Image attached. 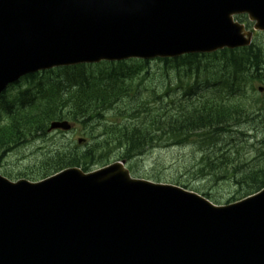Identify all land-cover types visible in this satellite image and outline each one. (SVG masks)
Here are the masks:
<instances>
[{
	"label": "water",
	"instance_id": "obj_1",
	"mask_svg": "<svg viewBox=\"0 0 264 264\" xmlns=\"http://www.w3.org/2000/svg\"><path fill=\"white\" fill-rule=\"evenodd\" d=\"M240 14L264 32V0H0V92L58 66L248 46ZM0 264H264V188L215 206L124 162L0 176Z\"/></svg>",
	"mask_w": 264,
	"mask_h": 264
},
{
	"label": "trees",
	"instance_id": "obj_2",
	"mask_svg": "<svg viewBox=\"0 0 264 264\" xmlns=\"http://www.w3.org/2000/svg\"><path fill=\"white\" fill-rule=\"evenodd\" d=\"M211 57L214 68L206 65L204 72H213V79L205 78L202 87L196 81L177 101L160 104H154L152 91L142 98L149 90L131 73L128 88L118 78L120 86L116 81L102 83L85 66L60 69L61 75L45 72L43 79L29 76L25 90L13 98L0 97V154L44 137L50 122L68 119L82 125L80 134L89 143L54 152L30 180L70 167L89 172L116 160H125L136 175L131 163L148 149L190 145L196 154L190 178L225 181L237 194L249 196L264 187V93L254 90L255 83L264 85V51L254 42ZM199 58L163 62L179 68L200 64ZM139 177L166 182L159 174ZM181 180L169 182L188 188L190 180ZM192 190L221 203L208 192Z\"/></svg>",
	"mask_w": 264,
	"mask_h": 264
},
{
	"label": "rangeland",
	"instance_id": "obj_3",
	"mask_svg": "<svg viewBox=\"0 0 264 264\" xmlns=\"http://www.w3.org/2000/svg\"><path fill=\"white\" fill-rule=\"evenodd\" d=\"M257 45L264 51V34L262 38L256 39ZM193 65L192 67H194ZM150 74L143 81V86L149 91L141 93L142 98L147 99V94H151V90H154L156 94L160 95L170 87H175L178 84V79L182 81H188L187 85H191L196 81H202L205 77L211 76V73L199 75L191 71L190 75L184 76L182 72L177 73L174 70L164 68L163 64L156 61H151L147 64ZM147 67L141 64H129L127 68L134 72L136 77H141L146 74ZM90 69H94L91 67ZM186 85V86H187ZM25 86V83H24ZM24 86L21 88L24 89ZM262 84H255L254 90L257 94V88L262 87ZM183 88H180L178 94H172L168 96L172 101H177L180 98V94ZM18 89H14L17 92ZM14 92V93H16ZM138 88L135 92L137 93ZM152 103V102H151ZM165 103V99L158 97L155 99L154 104ZM112 113L106 114L105 117L110 118ZM79 132H83L82 125L75 126L74 130L69 133H49L44 138H39L37 140L31 141L25 145H21L11 151L6 152V154H0V174L11 175L12 179L20 178L21 175L18 173H24L28 176L24 177L30 179V175L37 172L41 163L48 160L54 152L62 151V149L73 147L77 143L78 139L83 138ZM248 135L250 133L248 132ZM82 143H81V145ZM195 152L190 145L182 147H153L148 149L143 155L134 159L131 163L134 166L135 176L145 175H156L159 174L160 177L165 178L166 181L174 180L176 178L183 179L181 181L190 180V189H199L200 191H205L211 195L221 199V204L226 201L239 200L242 197L241 194H237V188H235L231 183H226L225 181L218 182H208L207 180H195L190 178L191 171L196 163ZM195 158V159H194ZM17 180V179H16ZM207 190V191H206Z\"/></svg>",
	"mask_w": 264,
	"mask_h": 264
}]
</instances>
